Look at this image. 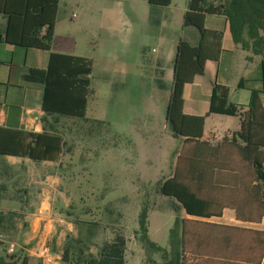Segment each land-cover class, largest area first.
<instances>
[{"label":"rangeland","instance_id":"374dc122","mask_svg":"<svg viewBox=\"0 0 264 264\" xmlns=\"http://www.w3.org/2000/svg\"><path fill=\"white\" fill-rule=\"evenodd\" d=\"M187 2L59 0V43L92 60L85 118L58 122L66 144L57 165L0 157L6 261L13 255L20 264L29 254V264H89L119 235L125 264H148L142 233L157 245L168 243L175 214L159 184L175 165L179 144L164 117L176 46L188 38L175 8ZM237 56L236 71L245 61ZM66 247L70 261L62 258Z\"/></svg>","mask_w":264,"mask_h":264},{"label":"trees","instance_id":"16d2710c","mask_svg":"<svg viewBox=\"0 0 264 264\" xmlns=\"http://www.w3.org/2000/svg\"><path fill=\"white\" fill-rule=\"evenodd\" d=\"M59 0H0L6 14L3 39L26 48L49 50ZM151 5L168 6L170 0H147ZM205 14L225 15L232 39L255 53L264 50V0H188L182 27L195 29L192 42L180 38L174 55L171 85L165 111L170 137L179 146L175 165L159 184V193L171 200L175 223L165 246L157 245L142 233L148 264H264V230L230 226L198 218L220 216L231 207L241 221H258L264 216V112L260 90L250 89L246 109L229 102V89L214 83L210 95L211 113L238 116L240 128L231 143L211 145L200 140L204 116L183 113V87L204 72L206 60H218L222 32L204 25ZM44 28V32L42 29ZM187 36L185 34L183 37ZM92 60L72 54L50 53L45 69L30 68L24 79L42 85V132L0 127V156L29 158L36 163L58 161L66 144L60 118H85L90 92ZM159 86L164 87L160 81ZM46 116L52 123L45 125ZM225 140V139H224ZM239 156L235 162L234 156ZM233 157V158H232ZM242 171L238 178L212 177L210 171ZM181 210L190 217H180ZM197 217V218H193ZM144 230V227H141ZM125 241L116 235L103 245L97 260L89 264H125ZM63 251V261H70ZM189 256L190 259H189ZM0 256V264H16ZM20 264H28L23 256Z\"/></svg>","mask_w":264,"mask_h":264},{"label":"crops","instance_id":"0c3cea01","mask_svg":"<svg viewBox=\"0 0 264 264\" xmlns=\"http://www.w3.org/2000/svg\"><path fill=\"white\" fill-rule=\"evenodd\" d=\"M186 10L187 6L175 8V13L177 12V16L179 17L178 24L181 26L182 16ZM58 22L57 8L54 20V32L49 50L31 47L26 48L7 43L3 39L7 16L0 12V127L37 133L42 132L44 126V122L41 120L44 117V112L41 107L42 85L26 81L23 77L24 74L30 68L45 69L48 65L50 53H64L87 57L83 54L70 52L69 46L59 43L57 34ZM204 25L208 29L222 32V52L218 60H206L204 72L195 75L192 82L184 85L182 94L183 113L189 116H204L209 108L210 95L214 83L227 86L229 89V102L240 105L243 110L246 109L249 101L250 89L260 90V101L264 112V50L255 53L251 45L243 47L240 43H235L232 39L229 22L225 15L205 14ZM42 32H44V28ZM186 33L188 35L187 39L192 34L197 39L195 29L188 28ZM237 54L243 57L245 61L239 63L241 66L236 71L234 69V59L238 57ZM59 120H63V118ZM52 121L51 116H46L45 125H50ZM239 128L240 120L238 116L211 113L204 116L200 140L206 141L211 145L229 144L231 143L232 134L239 130ZM63 138L65 139V136ZM0 157L6 160H28L37 164L35 161L26 157L21 158L7 155ZM233 160L236 163L239 162V156H234ZM58 162H60V158L58 161H42L40 163H47L51 164L48 166H54ZM209 174L212 177L228 178L245 176L242 171H228L224 169H214ZM40 210L38 211L40 212ZM44 213L42 212L40 216L45 219ZM183 217L190 216L185 214ZM198 219L218 224L264 230V216L258 221H241L236 218V212L231 207H224L220 216ZM47 232H49V223L45 221L42 240L46 238ZM45 250L43 251L44 253H46ZM43 258L45 261V255ZM27 259L29 264V254L27 255Z\"/></svg>","mask_w":264,"mask_h":264}]
</instances>
